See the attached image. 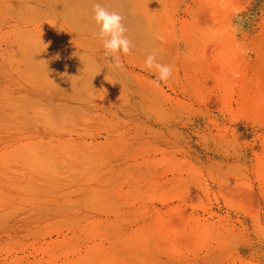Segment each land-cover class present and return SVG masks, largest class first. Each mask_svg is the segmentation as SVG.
Wrapping results in <instances>:
<instances>
[{"label": "rangeland", "instance_id": "1", "mask_svg": "<svg viewBox=\"0 0 264 264\" xmlns=\"http://www.w3.org/2000/svg\"><path fill=\"white\" fill-rule=\"evenodd\" d=\"M0 264H264V0H0Z\"/></svg>", "mask_w": 264, "mask_h": 264}, {"label": "clouds", "instance_id": "2", "mask_svg": "<svg viewBox=\"0 0 264 264\" xmlns=\"http://www.w3.org/2000/svg\"><path fill=\"white\" fill-rule=\"evenodd\" d=\"M93 19L98 26L96 35L102 42L104 55L115 61L116 67H121L120 55L130 53V41L125 35L123 17L117 12H110L100 3L93 5ZM148 70H155L158 81L167 82L172 75V67L157 62L155 53L148 55L144 61Z\"/></svg>", "mask_w": 264, "mask_h": 264}]
</instances>
